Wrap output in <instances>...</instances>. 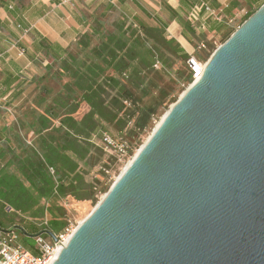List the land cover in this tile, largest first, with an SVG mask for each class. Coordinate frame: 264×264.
<instances>
[{
    "label": "water",
    "instance_id": "1",
    "mask_svg": "<svg viewBox=\"0 0 264 264\" xmlns=\"http://www.w3.org/2000/svg\"><path fill=\"white\" fill-rule=\"evenodd\" d=\"M211 56L52 264H264V4Z\"/></svg>",
    "mask_w": 264,
    "mask_h": 264
},
{
    "label": "crops",
    "instance_id": "2",
    "mask_svg": "<svg viewBox=\"0 0 264 264\" xmlns=\"http://www.w3.org/2000/svg\"><path fill=\"white\" fill-rule=\"evenodd\" d=\"M206 1L224 22L203 16L199 24L205 29L197 33L188 21L195 0H0V174L19 179L12 171L15 167L20 172L13 156L23 144L34 147L39 116L55 97L66 92V84L74 79L81 63L101 62L93 49L103 41L123 39L142 53L145 38H151L145 30L160 29L188 57L196 51V39L224 37L231 31L227 20L242 16L243 21L264 2ZM105 74L117 76L112 69ZM120 77L123 81L130 74L123 72ZM38 207L48 208L40 203ZM5 210L12 212L9 207ZM34 210L25 219L30 220ZM50 219L48 212L44 221L38 219L40 223L32 228L35 233H28L25 224L1 228L15 229L19 244L33 251L35 236L45 233L52 240L47 232L57 235L67 226L54 231L48 225ZM21 234L34 245L29 246Z\"/></svg>",
    "mask_w": 264,
    "mask_h": 264
},
{
    "label": "trees",
    "instance_id": "3",
    "mask_svg": "<svg viewBox=\"0 0 264 264\" xmlns=\"http://www.w3.org/2000/svg\"><path fill=\"white\" fill-rule=\"evenodd\" d=\"M145 31L151 36L145 38L146 42L154 40L163 53L173 50L180 59L187 57L177 42L163 37L162 30ZM154 46L148 48L145 44L140 53L121 39L103 41L93 49L94 56L101 62L81 63L74 79L66 84V92L55 97L45 114L39 116L34 147L23 144L20 153L13 156L21 173L15 167L12 171L19 179L8 173L0 174V205L4 209L9 207L17 214L31 213L35 209L32 219L42 221L48 212L51 215L48 225L55 231L66 225V210L55 206L38 207L40 197L67 199L69 195L76 198L97 195V186L87 179L85 168L95 167L99 153L103 152L93 139L105 132V124L114 125L122 134L131 121H134L133 133L143 130L149 123L150 108L139 105V100L120 76L127 72L132 86L144 85V70L150 71L157 60ZM107 69H112L117 76H107ZM188 80L191 81V76Z\"/></svg>",
    "mask_w": 264,
    "mask_h": 264
},
{
    "label": "rangeland",
    "instance_id": "4",
    "mask_svg": "<svg viewBox=\"0 0 264 264\" xmlns=\"http://www.w3.org/2000/svg\"><path fill=\"white\" fill-rule=\"evenodd\" d=\"M241 17H236L235 21L232 23L233 27H231V31L228 32L224 37L212 40L210 39L211 41L207 40L208 42L205 38L200 37L199 39H196V41L198 43L201 40L206 41L210 46L213 45V41H217L218 46L224 44L229 38L228 36L230 34L232 35L240 28L241 24L243 23ZM198 43L194 45L196 50L195 54H198L202 57L206 56L209 58L214 52L213 50L217 49V47H212L211 55L207 56L203 52L201 54V52L197 49ZM146 44L148 45V48H150L151 45H155L154 47L157 52L155 55L157 60L150 71L144 70L143 74L146 80L145 84L138 86L137 88L130 84L129 79H124L123 81L131 89L133 95L139 100H137L138 103H140L139 105L150 108L151 119L149 123L143 130H138L133 133L132 128L134 126V121H131L129 127L126 128L122 134L115 129L114 125H104L105 132L118 136L122 135V137L129 141L130 146L133 148V152L130 154L131 158L125 164H118L112 155H108L101 151L97 158L96 166L91 168L85 167L88 171L87 179L97 186V195L95 197H92L91 195H85V197L76 198L73 195H69L67 199L56 197L39 198V203L43 207L55 206L66 210V224H68L69 221L82 223L95 210L97 205L104 199L111 187L119 179L120 175L125 171L126 167L128 166V162L138 154L141 147L153 135L154 129L164 119V116L168 110L181 96H183V94L189 88V85L192 84V82L188 80L189 76H191L186 64L188 57L185 59H180L177 52L173 50L172 52H167L165 54L158 47V45H156V43L154 44V40L151 39L148 40ZM148 48L146 49L147 52ZM159 50L163 54V57H161ZM0 212V216L3 217L1 218L0 225L4 228L12 226L14 223L18 225L25 224L24 226L26 227L28 233H35L36 230L32 229L35 227L33 225L34 223H40L39 220L38 222H35V220L32 218H30L31 221L29 219H25L30 217L31 214L29 213L24 214L27 217L19 216L15 212L5 210L2 205ZM22 236L23 240L26 241L29 246L34 245L31 239L25 237L24 234Z\"/></svg>",
    "mask_w": 264,
    "mask_h": 264
},
{
    "label": "built area",
    "instance_id": "5",
    "mask_svg": "<svg viewBox=\"0 0 264 264\" xmlns=\"http://www.w3.org/2000/svg\"><path fill=\"white\" fill-rule=\"evenodd\" d=\"M203 16H206L207 19L213 18L220 23L224 22L223 17L212 7L210 2L206 0H195L188 15V21L197 33H201L205 29V26L199 24ZM235 19L231 18L225 23L233 27L232 23ZM217 38L213 36L211 40ZM207 42L201 40L197 45V49L201 54L203 52L207 56L211 55L212 47L219 48L221 46H218L217 41H213V45L211 46ZM188 57L186 61L187 69L191 74V82L194 84L203 75L206 64L211 56L207 58L206 56L202 57L194 53ZM123 76L124 78H128L127 74ZM127 105L130 104L127 103ZM93 143L102 149L104 153L112 155L118 164H125L131 158L130 154L133 152L129 141L122 137V135L118 136L103 132L93 139ZM50 172L52 174L55 173L53 168L50 169ZM79 226L80 224L76 221H69L64 230L55 235L56 240H58L57 242L55 240H48L45 233L38 234L34 237L35 245L33 251L19 244V235L15 229L4 230L0 228V264H50L54 257L66 247L70 237Z\"/></svg>",
    "mask_w": 264,
    "mask_h": 264
},
{
    "label": "bare ground",
    "instance_id": "6",
    "mask_svg": "<svg viewBox=\"0 0 264 264\" xmlns=\"http://www.w3.org/2000/svg\"><path fill=\"white\" fill-rule=\"evenodd\" d=\"M213 53H214V52H213ZM213 53H212V54H213ZM211 57H212V56H211ZM210 59H211V58H210ZM208 62H209V61H208ZM207 64H208V63H207ZM207 64H206V65H207ZM191 85H192V84H191ZM191 85H189V87H190ZM187 90H188V89H187ZM187 90H186V91H187ZM166 114H167V113H166ZM164 118H165V116H164ZM163 120H164V119H163ZM163 120H162V121H163ZM162 121H161V123H162ZM161 123H160V124H161ZM160 124H159L157 127H159ZM157 127H156V128H157ZM156 128H155V129H156ZM155 129H154V130H155ZM153 134H154V133H153ZM149 139H150V138H149ZM149 139H148V140H149ZM140 150H141V149H140ZM139 152H140V151H139ZM139 152H138V153H139ZM137 155H138V154H137ZM137 155H136V156H137ZM136 156H135V157H136ZM135 157H134V158H135ZM134 158H133V159H134ZM133 159H132L131 161L128 162V166L126 167V169L131 165V162L133 161ZM126 169H125V171H126ZM125 171H124V172H125ZM124 172H123V173H124ZM123 173H122V174H123ZM122 174H121V175H122ZM121 175H120V176H121ZM82 223H83V222H82ZM79 224L81 225V223H79ZM57 256H58V255H57ZM57 256L54 257V259H53L52 261H54V260L57 258ZM52 261L50 262V264L53 263Z\"/></svg>",
    "mask_w": 264,
    "mask_h": 264
}]
</instances>
